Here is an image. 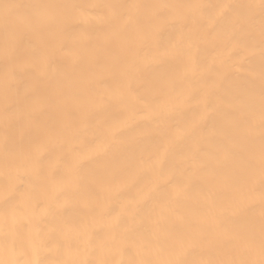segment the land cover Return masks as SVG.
Returning a JSON list of instances; mask_svg holds the SVG:
<instances>
[{"label": "bare ground", "instance_id": "obj_1", "mask_svg": "<svg viewBox=\"0 0 264 264\" xmlns=\"http://www.w3.org/2000/svg\"><path fill=\"white\" fill-rule=\"evenodd\" d=\"M262 151L261 0H0V264H258Z\"/></svg>", "mask_w": 264, "mask_h": 264}, {"label": "snow or ice", "instance_id": "obj_2", "mask_svg": "<svg viewBox=\"0 0 264 264\" xmlns=\"http://www.w3.org/2000/svg\"><path fill=\"white\" fill-rule=\"evenodd\" d=\"M6 8L10 7L9 5H5ZM261 7L264 8V0H261ZM261 172L264 175V151H262L261 155ZM256 246V241L252 237L247 238V250L254 251ZM259 253L261 259L258 264H264V223L261 225V233L259 240ZM241 264H255L253 261H242Z\"/></svg>", "mask_w": 264, "mask_h": 264}]
</instances>
